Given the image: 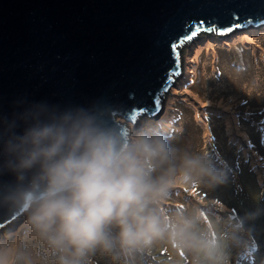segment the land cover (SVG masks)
<instances>
[{
    "label": "clouds",
    "instance_id": "clouds-1",
    "mask_svg": "<svg viewBox=\"0 0 264 264\" xmlns=\"http://www.w3.org/2000/svg\"><path fill=\"white\" fill-rule=\"evenodd\" d=\"M126 123L104 108L46 102L0 116V174L15 176L0 185V203L25 210L28 235L56 264H88L97 249L131 259L157 244L182 250L184 264H227L226 244L240 243L244 218L173 199L180 185L212 188L226 174L206 153L177 158L172 124L139 130L136 122L123 134ZM0 264L32 261L0 241Z\"/></svg>",
    "mask_w": 264,
    "mask_h": 264
},
{
    "label": "water",
    "instance_id": "water-1",
    "mask_svg": "<svg viewBox=\"0 0 264 264\" xmlns=\"http://www.w3.org/2000/svg\"><path fill=\"white\" fill-rule=\"evenodd\" d=\"M263 27L264 0H0V116L46 102L104 108L114 123L158 117L184 41ZM25 217L0 203V232Z\"/></svg>",
    "mask_w": 264,
    "mask_h": 264
},
{
    "label": "rangeland",
    "instance_id": "rangeland-1",
    "mask_svg": "<svg viewBox=\"0 0 264 264\" xmlns=\"http://www.w3.org/2000/svg\"><path fill=\"white\" fill-rule=\"evenodd\" d=\"M247 29L224 35L199 31L184 41L181 71L161 95L163 112L154 118L141 115L134 125L146 130L172 124L170 145L177 158L206 153L226 174V182L212 188L180 185L185 191H176L173 199L204 208L211 204L224 219L244 218L240 243L226 244L227 264H264V28ZM26 219L9 233L0 232V241L26 252L32 264H56L50 250L28 235ZM183 256L168 244L131 259L97 249L88 264H184Z\"/></svg>",
    "mask_w": 264,
    "mask_h": 264
},
{
    "label": "trees",
    "instance_id": "trees-1",
    "mask_svg": "<svg viewBox=\"0 0 264 264\" xmlns=\"http://www.w3.org/2000/svg\"><path fill=\"white\" fill-rule=\"evenodd\" d=\"M249 30H250V32H251L252 29H249Z\"/></svg>",
    "mask_w": 264,
    "mask_h": 264
}]
</instances>
